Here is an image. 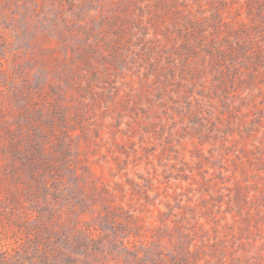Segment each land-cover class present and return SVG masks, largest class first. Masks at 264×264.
<instances>
[{
  "label": "rangeland",
  "instance_id": "obj_1",
  "mask_svg": "<svg viewBox=\"0 0 264 264\" xmlns=\"http://www.w3.org/2000/svg\"><path fill=\"white\" fill-rule=\"evenodd\" d=\"M0 264H264V0H0Z\"/></svg>",
  "mask_w": 264,
  "mask_h": 264
}]
</instances>
